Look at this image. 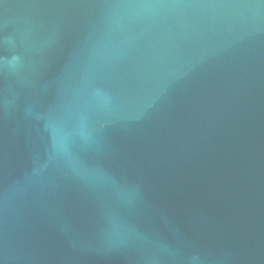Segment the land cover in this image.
I'll return each instance as SVG.
<instances>
[{
    "label": "water",
    "instance_id": "95a60500",
    "mask_svg": "<svg viewBox=\"0 0 264 264\" xmlns=\"http://www.w3.org/2000/svg\"><path fill=\"white\" fill-rule=\"evenodd\" d=\"M0 264H264V0H0Z\"/></svg>",
    "mask_w": 264,
    "mask_h": 264
}]
</instances>
